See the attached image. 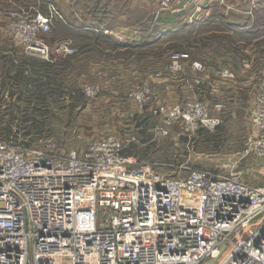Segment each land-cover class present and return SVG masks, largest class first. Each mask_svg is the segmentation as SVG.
Returning a JSON list of instances; mask_svg holds the SVG:
<instances>
[{
  "label": "built area",
  "instance_id": "obj_1",
  "mask_svg": "<svg viewBox=\"0 0 264 264\" xmlns=\"http://www.w3.org/2000/svg\"><path fill=\"white\" fill-rule=\"evenodd\" d=\"M206 1L160 0L154 21L189 5L198 11ZM56 19L64 21L53 4L45 12L0 10V38L29 58L55 64L77 53L70 39L45 40ZM170 60L158 76L177 75L189 96L162 104L146 82L128 94L158 121L154 139L174 127L188 137L216 130L225 105L211 101L217 89L205 84L208 67L185 53H172ZM95 75L97 83L83 85L87 99L99 94V82L107 89L116 81L113 73ZM219 78L232 75L223 70ZM255 90L251 136L238 161L264 159V73ZM125 147L115 134L68 152L45 138L35 147L0 139V264H264V182H246L234 165L168 174L160 164L124 154Z\"/></svg>",
  "mask_w": 264,
  "mask_h": 264
},
{
  "label": "rangeland",
  "instance_id": "obj_2",
  "mask_svg": "<svg viewBox=\"0 0 264 264\" xmlns=\"http://www.w3.org/2000/svg\"><path fill=\"white\" fill-rule=\"evenodd\" d=\"M71 1L62 0L65 7L66 5L69 7V2ZM83 1L85 3L82 6L79 5L78 1H73L70 6L71 10H74L75 7L79 9L75 12L77 17H80L79 20L76 19L79 24L77 33L88 29L94 32V35L102 32L123 42V40L116 38L111 33L109 34L112 29L109 28L108 31L96 25V23L100 25L101 21L106 22L108 25L113 23L103 19L104 15L100 12V7L92 9V0ZM230 1L241 7L239 0H208L203 3L202 8L198 11L194 9L193 5H189L180 14L165 12L162 15V13V16H160L164 22L168 21L170 24L174 23L177 25L176 27H170L173 29L171 33H174V35L166 39H161L166 33H156L157 30L160 31L162 29L163 23L159 24L158 20L154 21V14L150 15V12H146L147 5H144V8L137 13L129 12L130 18L132 16H142L143 18L140 20L142 21L140 24L142 28L140 29V34H137V38L145 39L147 36L152 35L155 42L153 41L149 48L154 50V52L161 51L160 49L166 50L161 57L151 56L153 51H148L147 54L149 55H144L143 53L147 50L144 48L140 50L139 57L137 56L139 54L137 51L132 52L126 48L115 49L110 51L108 55L98 54L99 52L90 54L86 72L83 71V68L81 70L77 69L72 77L68 79L67 85H65L66 89L67 87L69 89L74 88L76 90L75 93H79V95H76L77 98L73 99V97H70V92L67 91L61 101H51L49 104H45L48 106L49 113L44 115L41 123L35 125L21 117L24 114L23 112H25V104L5 95L7 92L0 91L4 94L3 99L0 101V139L13 145L35 147L40 139L45 138L55 143L58 152H68L84 150L95 139L107 134H115L125 143V151L130 150L131 145L135 146L131 154L126 155H134L139 159L160 164L159 171L172 175H184L187 171L193 169L223 172L234 165L236 170L241 172V176L246 182L252 185L262 184L264 182V159L258 160L253 157H247L242 161H238L241 151L251 136L249 108L253 103L254 95L251 101L250 99L247 101L248 105L245 107V111L240 109L235 116H231L230 112H227L224 107L219 114L221 122L214 131L200 129L194 136L188 137L182 133L179 127H174L166 138L159 139H154V133L152 132V127L158 121L143 113V107L128 98L131 90L145 82L152 85L154 94L162 104L175 103L189 96L191 92L182 88L177 75L161 77L158 76V73L163 72L170 63L172 53H181L179 46H186V41L191 42L194 38H197L195 34H200L204 30L225 28L224 20L221 16H226L230 13L229 10H233L232 7L230 9L225 7V5H231L229 4ZM240 2L244 1L240 0ZM1 4L0 10H6L3 7L6 2L2 1ZM48 4H53L63 20L68 24L71 23L69 14L72 11L70 10L69 13L68 9L63 10L62 6H59L60 4H57L55 0H12L10 7H34L45 12ZM120 6L112 7L111 10L115 16L122 11ZM190 16H193V18L197 17V20L190 22ZM206 18L212 19V23L209 26L198 27V25H191ZM60 21L62 20L56 19L53 22L51 32L45 36V40L54 42L70 39L74 46L79 45L78 43L84 38H79L77 35L75 37L68 29H65V31L57 29L56 23ZM186 25H191V27L188 26L183 33L180 32ZM1 26L2 23L0 22V28ZM178 27L180 28L178 29ZM162 31L164 32L165 30L162 29ZM0 39V42L4 41L6 44H13L9 40ZM190 50L194 52L191 54L194 57L193 60L201 61L206 65L208 61L213 64L221 58L218 56L219 52L217 54L207 49H200V51ZM78 51L79 49H77ZM219 51L224 53L223 50L219 49ZM118 53L120 56L116 55ZM185 63L184 61L182 64ZM77 65H79V62H77ZM25 69L30 71L29 67ZM98 70L113 73L116 75V81L107 89L99 82L101 86L99 94L93 99H87L82 92L83 85L90 81L97 83L98 80L95 74ZM210 73H208L209 76ZM206 81L209 82V79H206ZM205 84L208 85L207 83ZM240 101L242 102L243 99L241 98ZM13 103L16 105L18 103L17 108H14ZM71 103L74 104L71 110L63 107V105ZM222 103L224 105L227 104V102ZM8 105L11 108L6 109ZM31 106L32 104L29 105V107ZM43 109L45 108H41V110ZM10 110H13L14 113L18 111L19 115H17V121L7 125L9 118L3 114ZM7 126L11 128L12 133H5V127ZM201 264H205V262H201Z\"/></svg>",
  "mask_w": 264,
  "mask_h": 264
},
{
  "label": "trees",
  "instance_id": "obj_3",
  "mask_svg": "<svg viewBox=\"0 0 264 264\" xmlns=\"http://www.w3.org/2000/svg\"><path fill=\"white\" fill-rule=\"evenodd\" d=\"M101 0H92V9L102 6L106 4H100ZM224 20L225 28L222 29H212V30H204L200 34L197 35V38H194L193 41H186V46H179L181 53H185L188 55L189 60H193L194 52H191L190 49L199 50L207 49L213 51L218 54L219 57H233L234 59H239L241 54L239 52V43L237 46V42L244 41L246 44L251 42L254 38L255 34L248 33L247 31L237 30L235 27H231L228 25L224 15L221 16ZM212 19L206 18L200 22H195L191 25H198V27L209 26ZM191 25H186L184 28L180 30L183 33L185 29ZM78 30L73 31L72 33L76 37V35L81 40L78 44L75 45L78 47L79 51L73 55L68 56L55 64H48L42 61H39L34 58H29L22 54L18 48L13 46V44H4L0 45V91L7 92L5 95L10 96L11 98H15V101L21 102L25 104L24 114L21 117L24 120L31 122V124H39L44 119V115L49 113L48 106L45 104H49V102H59L63 99L64 93L69 91L70 97L73 99L77 98L76 95L79 93H75L76 90L74 88L67 87L68 79L72 77V75L76 72V70H81L86 72L88 67L90 54H104L108 55L110 51H114L115 49H128L130 51H137L138 53L142 48L147 49L144 55L147 54L148 51L152 52L151 56H159L161 57L163 52L166 50L160 49L161 51H155L149 48L153 41L152 35L147 36V38H138L134 41H123L115 39L110 35H105L102 32L94 35V32L91 30H81L82 32L77 33ZM88 31V32H85ZM232 31L233 33H229ZM173 32V31H171ZM167 32L161 39H166L167 37L173 36L174 33ZM89 35V36H88ZM200 35V36H199ZM152 37V38H151ZM12 48V50H10ZM220 50H223L222 53ZM8 50H10L8 52ZM159 50V49H157ZM7 51V52H6ZM20 52V53H19ZM114 55V54H112ZM120 56V54H116ZM140 56V53L137 54ZM88 59V60H87ZM17 61V63L15 62ZM79 62V65H77ZM26 67L30 68V74H25L24 70ZM79 72V71H78ZM4 94L0 92V101L3 99ZM79 97V96H78ZM80 98V97H79ZM32 104L31 107L29 105ZM14 108H17L16 104H12ZM39 105V107H37ZM73 103L63 105L64 108L70 110L73 108ZM11 108L10 105L7 106L6 109ZM41 108H45L41 110ZM15 111V110H14ZM3 115H7L9 120L7 125H10L12 122L17 121L19 113L13 110L6 111ZM2 117V116H1ZM5 133H12L11 128L9 126L5 127ZM219 137V136H218ZM130 150L123 151L124 154H131L134 149V145L130 146Z\"/></svg>",
  "mask_w": 264,
  "mask_h": 264
},
{
  "label": "crops",
  "instance_id": "obj_4",
  "mask_svg": "<svg viewBox=\"0 0 264 264\" xmlns=\"http://www.w3.org/2000/svg\"><path fill=\"white\" fill-rule=\"evenodd\" d=\"M2 1L6 2V5L3 6L5 7V9L10 8V5H12V0H0V7L2 5ZM55 1H57V4H60L59 6H62L63 10L68 9L69 13L71 10L70 6L73 1H78L80 6L85 3V1L83 0H72L71 2H69V7L67 5L65 7V4L62 2V0ZM103 1L104 0H101L99 2L100 4H107L100 7L99 9L100 12L104 15L103 19L109 20L110 22L112 21L113 23H110L108 25L106 22L104 23L101 21V23H99L100 25H98L97 23L96 25L108 31L109 28L112 29L109 34L111 33L113 36L120 40L134 41L138 39L137 34H140V29L142 28L140 25L142 21L140 20H142L143 18L142 16H132V18H130L129 12L137 13L140 9L144 8V5H147L146 12H150L151 15L153 14L155 7L160 0ZM243 1L244 2L241 3L239 0V4L241 7H239L238 4H235V2L232 1L229 2V4L231 5H225L226 8L230 9L232 7V9L236 11L229 10L230 13L224 17L228 25H230L231 27H235V29L237 30H243L245 32L247 31L248 33L255 34L253 40L247 44L244 41L237 42V46L238 43L240 45L239 52L241 54V57H239V59L236 60L231 56H223L216 60L213 64L208 61V64L206 65L209 72L211 73L210 76L209 74H207L206 79H209V82L205 80V83H212V85L217 89L214 97L211 98V100L215 102H227V104H225V110L227 112H230L231 116H235L237 114V111L240 109H243V111H245V107H247L248 105L247 101L249 99L251 101L254 95L256 89V80L258 76L264 73V0ZM116 5H121L120 8L122 9V11L120 12V14L115 16L111 9ZM77 10L79 9L75 7V9L71 10L72 12L69 14L71 23L68 24L65 21H60L56 23V28L61 31H65V29H68L71 32L79 30V24L76 22V19L79 20L80 17H77V15L75 14ZM164 14L165 12H163L162 15ZM161 16L158 21L159 24L163 23L162 29L165 31L163 32L161 29L160 31L157 30L156 33L162 34L173 31V29L170 27H176L177 25H175L174 23L170 24L168 23V21L164 22ZM180 27H178V29ZM229 33L232 34L233 32L230 31ZM4 44H6V42H0V45ZM10 50H12V48H10ZM10 50H8V52ZM184 66L185 73L190 76L193 72L189 63L186 62ZM223 70H228L232 75V78L226 81L220 79L219 73ZM204 88L207 91V86ZM241 98L243 99L242 102L240 101Z\"/></svg>",
  "mask_w": 264,
  "mask_h": 264
}]
</instances>
